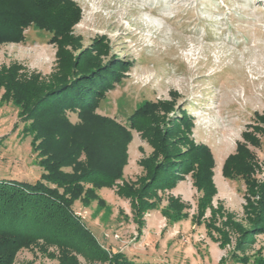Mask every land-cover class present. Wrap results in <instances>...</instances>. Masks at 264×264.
I'll return each mask as SVG.
<instances>
[{"label": "rangeland", "instance_id": "rangeland-1", "mask_svg": "<svg viewBox=\"0 0 264 264\" xmlns=\"http://www.w3.org/2000/svg\"><path fill=\"white\" fill-rule=\"evenodd\" d=\"M74 1L82 9V19L74 27L80 42L66 49L76 56L95 38L105 36L113 53L133 63L123 82L108 92L98 113L127 125V118L143 102L174 100L177 114L158 111L166 117L159 128L172 131L166 132L169 158L157 154L156 162L168 169L173 157L181 159L180 164L185 159L189 147L174 134L171 123L180 124L186 109L194 123L191 139L213 153L212 180L217 190L199 222L198 201L203 193L188 174L173 189H157L158 196L150 198L156 208L146 211L138 222L131 201L119 196L116 187L94 188L104 203L76 200L71 209L79 221L110 256L122 253L139 264H257L264 259V233L248 235L243 246H237L242 235L237 226L251 230L260 196L252 198L257 206L247 211L244 180L223 175L225 161L236 154L237 143L244 142L243 133L252 130L257 115L264 114L263 0ZM25 36L21 43H0V77L13 74L16 82L37 77L46 87L71 81L73 75L65 78L62 70L59 47L48 42L49 33L31 27ZM5 92L1 87L0 179L35 184L45 170L38 142L28 130L32 120H26L14 100L3 98ZM66 116L73 125L82 123L79 110H69ZM258 137L259 146L247 145L259 164L256 177L264 182V133ZM155 154L149 139L132 130L119 183L140 186L139 180L147 175L142 161ZM62 170L72 172L70 167ZM172 198L184 205L179 220L167 216ZM66 257L75 258L77 264H111L42 240L20 249L13 264H69Z\"/></svg>", "mask_w": 264, "mask_h": 264}, {"label": "trees", "instance_id": "trees-1", "mask_svg": "<svg viewBox=\"0 0 264 264\" xmlns=\"http://www.w3.org/2000/svg\"><path fill=\"white\" fill-rule=\"evenodd\" d=\"M81 19L82 9L74 0H0V43L24 42L25 32L31 27L45 31L50 35L49 44L59 47L58 56L65 78L70 73L73 75L69 82L59 81L48 87L37 77L24 83L16 82L13 74L12 78L7 74L0 77V90L1 87L6 89L3 98L14 100L22 108L26 120H32L28 130L34 134V143L38 142L36 149L43 158L41 165L45 170L35 184L0 179V264H13L20 249L39 240L62 248H74L91 261L139 264L122 253L110 256L79 221L71 209L73 203L79 199H84L85 203L97 199L103 204L94 188L116 187L119 196L131 201L134 217L139 222L146 211L156 208L155 201L151 202L150 198L158 196L157 189H173L177 182L192 174L194 187L203 193L198 201L197 220L200 222L217 191L212 180L213 153L208 146L191 139L194 123L186 109L182 110L180 124L174 127L171 123L174 134L189 147L185 159L180 164L181 159L174 160L177 157H173L168 169L156 162L157 154L169 158L166 132L172 131L159 128L160 123H166V117L158 115V111L177 114L179 109L175 108L174 100L143 102L127 118V125L98 113L108 92L123 82L133 63L113 53L105 36L95 38L89 48L72 55L66 47L75 48L80 42L74 35V27ZM101 56L108 59L103 61ZM172 94L179 97L177 92ZM69 110H79L81 124L69 122L66 116ZM257 117L258 122L251 126L252 130L243 133L244 142L237 143L236 154L230 155L223 166L224 177L244 180L247 211L253 205L257 206L252 198L260 196L251 230L243 231L237 226L242 233L239 248L248 235L264 233V182L256 177L259 164L247 145H260L258 134L264 133V114ZM132 130L148 138L156 152L142 161L147 175L139 180L138 187L119 183L128 162ZM177 154L182 158L180 151ZM82 156H85L84 160ZM65 167L72 168V172L63 171ZM45 182L56 188L48 187ZM86 184L91 187L85 189ZM183 209L184 205L172 198L166 209L168 218L181 219ZM65 260L77 264L75 258L66 257ZM257 264H264V259H258Z\"/></svg>", "mask_w": 264, "mask_h": 264}]
</instances>
